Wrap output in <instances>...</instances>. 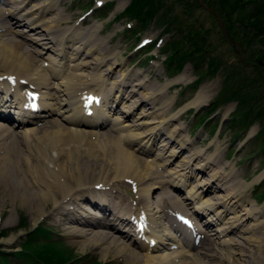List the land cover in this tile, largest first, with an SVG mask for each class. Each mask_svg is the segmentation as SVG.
Returning a JSON list of instances; mask_svg holds the SVG:
<instances>
[{
	"label": "bare ground",
	"instance_id": "obj_1",
	"mask_svg": "<svg viewBox=\"0 0 264 264\" xmlns=\"http://www.w3.org/2000/svg\"><path fill=\"white\" fill-rule=\"evenodd\" d=\"M31 1L32 0H0V5L7 7L4 8L2 12L0 11V32H2L0 35L4 36V38L0 37V70H4V73H0V113L2 114L1 117L3 116V118L8 119L7 121L0 120V128L5 130L6 133L12 134L11 132H15V130L6 127H8L7 123L14 121L15 123L13 126L17 123V125H21V127L25 128L22 132L23 136L33 135L34 138L43 137L51 143H47L51 147L56 143L58 144V140L61 145L69 144L72 148L75 150L78 149V151L82 153L86 151L84 154L90 157V154L93 153V150L96 148V142L93 143L94 141L91 138L99 137L97 128L101 127L104 121L110 118V124L108 123L109 127L107 130L118 133L117 137H115L118 141V145H113V140L110 142V145L101 146L102 151L106 152L109 150L113 158L111 161L113 164L112 168L114 169L112 170V176H110L111 179H113L109 182L113 185V180L114 182L118 181L122 184L123 188H125V191L131 194V191H133L134 194L130 196V199H132L130 200L131 202L137 197L141 198V204L137 207L136 213V208L134 209L132 204L125 205L124 207L121 203L123 200H121L119 203L112 206V215L117 217L122 216L121 218L124 220L130 218L132 220L135 219L137 223L141 222V226L143 227L142 230H138L137 233H135L137 237L140 236L141 241L138 242L135 241V237L132 238L134 236L132 232L134 231L132 228L128 227L127 224L125 228L122 226L123 231L120 230L119 233L117 231L118 236H112V238L105 230L100 229L96 231V228H92L91 225L96 227L94 224L95 222L86 219L88 223L85 224L86 222L82 220L84 217L81 216L82 210L90 211L91 214L98 215L97 217L100 219L98 225H100V227L106 224L110 225L112 222L111 220H115L113 217L110 218L107 216L106 219L110 222L106 223V221H102L104 220L102 213L95 210L87 203V200L92 201L93 205L100 207L101 204H107L105 199L108 195L104 194L105 192L103 191L96 190H91L90 193H87L85 187L83 188L82 186L83 181L79 176L77 179H74L77 180L76 183L74 181V187L71 186L69 178V182L67 183L59 179L61 175L56 173L59 171L55 168L60 161L59 155L54 156L48 153V151H45L50 157H45L46 161L43 159L41 163L48 172L47 175L50 176V178H47V181H53V186L50 185V188L46 191L45 189H39L38 193L34 192V194H39L40 197L43 195V198H49L52 202L54 211H50L47 216L54 215L56 217L54 220H56L59 226H64V230H71V224H78L81 227L83 225V227H85L83 231L81 229H73V231L68 232L71 233V238L73 236L84 239L74 240L76 243H80L81 247H98L99 244H103L105 241L107 242V246L102 248L103 252L112 254L114 257L122 256L124 261L128 262V264H213L212 260L214 259H216V264H259L264 253V242L261 240L264 239V230L262 231V238H258L254 234H252L254 238H246L242 236L245 233L238 235L237 231L240 227V230L246 231L247 233L249 231L248 229L251 231L262 226V222H258L254 215L261 212L260 208L264 207V204L256 205L257 203H254V200H248L247 198L250 195L253 184L261 180L264 176V172L253 180L250 179L246 181L240 179L237 184L230 185L226 183L224 176L226 173L222 171V167L216 172H212V174L208 175L205 171L201 172L203 168L202 165L196 164L194 172L199 170V175L196 178L192 170L186 171L187 174L184 175L185 172L182 171L183 169L179 171L168 170L166 173L162 172L160 169L155 170L157 166L149 162H147V167L145 168L144 166L143 168L139 166V160L135 153L149 155V150L152 149L151 146L153 145L152 138L154 139L157 135L161 137L160 144L165 145V139L171 138L172 134H169V136L167 135L168 133L164 130V124H167L168 120L174 119L170 118L167 120L165 118H160L139 121L140 117L152 115L154 118L157 117L158 114L164 113V110L160 111V113H154V111H156V102L152 99V95L156 93V91H150L151 93L139 92V88L146 82V75L144 74L141 79H130L126 82L125 75L121 74L120 79L117 81L120 85H118V90L115 92L116 95H113L114 98L101 97L102 86L112 75L116 74L114 71L115 66L113 65L118 62H110L115 56L113 51H106L104 53L101 51L102 42H98L92 46L89 44L90 47L85 45L90 37L94 36V34L96 35L101 24L90 26L89 29H87L90 32H88L85 39H82L84 42L81 41L76 43L74 41L80 34L79 31L73 32V35H70L71 39L67 41V38L64 39V35L71 27L63 28L62 32H58L60 23H62L61 21L63 19L65 20L67 17H60L55 14L54 18L50 20L48 18H41L44 13L51 10L55 1L38 0V2H36L37 4L33 6V10L28 6ZM127 1L128 0H118L115 7L116 9H114L115 12L124 9ZM99 2H101V0H98V3ZM19 26L25 27L23 30H20L18 29ZM26 28L29 29L27 31H29L30 34L26 31ZM15 36H20V40L16 39ZM68 42L73 43V48L70 50V53H67L65 50L69 48V46L65 45L68 44ZM75 43L77 45H74ZM46 51L49 52V55L43 57L42 54L44 55ZM50 53L56 54L55 57ZM91 53H95L93 57V59H95L94 61L86 58ZM37 55L42 56V65L37 63V61H39L38 58V60H35L32 57ZM37 64L46 71L45 74L40 72ZM91 65H93L92 67L96 69V71L98 69V79L100 78L103 83L98 93L94 92L92 88L88 89V86L94 85L95 81L87 77L88 75L84 72H81L83 67L91 68ZM104 66H106V68L102 70ZM139 73L140 72L137 74ZM10 77L13 78L11 83L8 82ZM181 77H183V74L176 76L174 78V80H176L175 82L181 80ZM53 79H59V81H53ZM30 88H34L33 90L39 94L37 101L40 111L36 112L37 114L22 111L29 109L28 105L31 103V100L28 101L29 98L26 96V93L28 90H32ZM162 90V88L159 89V91ZM90 96L97 97L91 104L88 102ZM153 96H155V94ZM208 96L207 86H201L194 98L186 102L187 104L185 103L181 110L190 105L198 106L207 100ZM133 97L139 98L136 102L142 104V115L139 117L133 116L134 109H127L129 108L127 104L121 108L126 99L130 101ZM148 98L151 102H147ZM87 102L90 105L88 108L92 111L90 116L84 114L86 110L85 104ZM14 103L17 104L14 109H16L15 113L18 119L10 115L12 114L10 108ZM119 103L121 105H119ZM137 104L138 103L135 104V107H137ZM122 113L125 114L124 116L128 121H124L121 118L120 114ZM51 114L60 117L59 120L61 123H64L66 128L64 131H61L62 128L55 125V121H46V117ZM115 114L116 116H114ZM174 115L175 117L177 116V114ZM130 116L134 117V119L131 120L129 118ZM111 117H113L112 121ZM41 122H47L49 124H47V127L51 129L45 131L47 128L42 129L43 126L41 124V126L33 125ZM151 123L157 124L149 128L148 132H145L143 128ZM178 126L179 125H176L175 127L179 128L180 126ZM253 131V129L250 130L249 135H251ZM107 135L108 134H102L101 136L107 137ZM89 136L91 138H89ZM188 140L189 137L186 136V141ZM179 152L181 151H178L177 147H175L170 150L169 156H173ZM11 153H13L12 150L9 152L6 159L0 156V164L3 165V162L7 163L8 161L11 165L15 166L22 162L20 159L18 161V158L15 160V156ZM16 161H18V163ZM29 161L26 163L29 164ZM49 162L51 163L50 166L48 165ZM31 164H29V166ZM150 166H152V169H149ZM158 166L160 165L158 164ZM26 168L30 169L27 165ZM99 168L101 170L96 174L94 173L95 176H103V178L110 179L107 171H104L105 168L102 166ZM85 171H87V169ZM17 172L21 173L18 169ZM68 172L69 171H65L63 177H67L69 175ZM200 172L202 174H200ZM220 172L224 173L220 181L224 180L222 183L225 184V186L221 187L217 183V185L212 186V181L215 178L221 177ZM194 177L196 179L193 181ZM188 178H190V182H187ZM121 180H124L128 185L121 182ZM113 187L114 186H112V188ZM169 187L174 191H178V193L180 192V194L185 191L184 196L180 198ZM213 187L214 190L212 193L215 195L203 197V193H209L212 191ZM156 188H159V191H157ZM184 188L186 189L184 190ZM222 189L226 190L225 194H222L220 191ZM71 195H73L72 200H66L67 197ZM99 197L104 198L99 200ZM43 198H41V202L40 198L35 202V199H33L31 195L28 199H22V202L25 201L26 203H30L32 210L34 208L37 214H45V199ZM81 202L83 204L79 205ZM62 203L66 204L62 205ZM68 204L69 206H66ZM184 204L189 206L188 208L192 210L193 215L191 216L195 221L202 225L200 234L199 231L196 233L197 238H199V247L193 248L194 246L192 245L191 239L187 238L186 234L178 232V229L172 223L175 213L183 211L188 212L185 210L186 206H184ZM153 206L159 209H154ZM108 209V206L104 207V210ZM128 209L129 211H127ZM200 211L205 214L207 212L209 213V218L203 219L204 222L202 224L199 223L202 219L199 221L196 220L198 218L197 212L199 213ZM126 212L128 213L126 214L128 217L122 215ZM194 214L196 215L194 216ZM104 215H106V213H104ZM185 217L188 216L185 215ZM250 217H252L253 220ZM248 218L250 222L247 223L248 226L245 224V227L242 223ZM216 220H220V224H217ZM211 221L215 223L209 224L208 222ZM214 226L216 227L214 230L212 229L213 231L207 232L210 227ZM74 232L77 234L74 235ZM229 232H233L234 236L240 239L234 238L233 236L230 237ZM242 241L246 243L244 244ZM141 252L143 256L140 254ZM247 252H249V254H247Z\"/></svg>",
	"mask_w": 264,
	"mask_h": 264
},
{
	"label": "rangeland",
	"instance_id": "obj_2",
	"mask_svg": "<svg viewBox=\"0 0 264 264\" xmlns=\"http://www.w3.org/2000/svg\"><path fill=\"white\" fill-rule=\"evenodd\" d=\"M53 1L55 2L51 7L52 11L48 10L47 13H44L41 18H48L50 20L54 18L55 14L59 15L60 17H67L65 18V20L63 19L61 21L62 23H60V26L58 28V32H62L63 28L71 27L64 35V39L67 38V41L71 39L70 35L72 36L73 32L79 31L80 34L74 41L76 43L81 42L82 39L86 38L88 32H90L87 30L90 26L101 24L96 35L94 34V36L90 37L88 42L85 41V45L90 47V45L92 46L94 44H97L98 42H102L100 48L101 51H103V53L106 51H113L115 55L110 60V62L118 61L113 65L115 66L114 71L116 72V74L112 75L109 80H107V82H105V84L102 86L101 97L104 96L105 98H114L113 95H116L115 92L116 90H118V85H120V83L117 81L118 79H120L121 74L125 75L126 82H128L130 79H141L145 74L146 82L144 83V85H142L141 88H139V92L142 91L148 93L150 91H156V93H154L155 96H153L154 94L152 95V99L154 100V102H156V111H154V113H160V111L163 110L164 113L158 114L157 117L154 118L152 117V115L140 117L139 121H148L151 119L154 120L160 118H165L168 120L170 118H174L170 121L168 120L167 124H164V130L168 133L167 135L169 136V134H172L171 138L165 139V145L160 144L161 137L160 135H157L154 139L152 138L153 145L151 146L152 149L149 150V155H142L137 152L135 153L137 159L139 160V166H142V168L144 166L145 168L147 167V162H149L157 166L155 167V170L160 169L162 170V172L166 173L168 170L179 171L180 169H183L182 171L185 172L184 175L187 174L186 171L192 170L193 174L195 173L194 175L196 178L199 175V170L197 172H194L196 164L202 165L203 168L201 169V172L205 171L208 175L212 174V172H216L220 167H222V171L226 173L224 175L226 183L230 185L237 184L240 179L246 181H249L250 179L253 180L256 177H259V175L264 172V155L261 152L262 150H260L261 139H258L257 135L254 136L255 134H253L252 136L249 135V131L251 130V128H254L253 130H255V133L258 131V129L260 128L259 121L254 122L250 127L238 129L239 125L237 120H233L234 116L244 120L243 116L239 114L240 112H244L247 109H252L251 111L254 113L257 108H262L264 106V85L261 83L260 78H258L259 73L255 71L254 67L252 68L251 64H249L248 66H243L242 63H240V60L246 63L245 55L241 52L244 51L246 53L244 46L239 47L240 45L237 41L233 43L235 45L233 46L231 42L233 40L230 38V36L226 38L227 40H223L221 38L220 32L225 24H223L220 15L216 11L215 12L218 14V16H216L213 11L209 10L208 7L202 6L204 4L200 0H193L194 6H192L190 10L185 9L184 7H182V5L172 0H164L167 5L172 6L171 13L179 16V18L181 19L183 26L182 29H184V31L187 30L193 32L194 28H209L207 31H205L207 33V42L210 46L208 53V56L210 58H208V60L213 58L220 68L217 69L214 75L204 74L202 77L203 79L200 80V82L195 85V87H192V80L194 81L199 76V73L194 70L195 68H193L192 62L186 63L184 67L179 71H176L174 69H165L166 62L164 58L167 54L163 52L165 49L164 45L169 43V41L171 40H177L180 38L178 37L179 33L177 31L173 29L170 32L163 31V29L165 28L164 24L160 25L154 20L151 21L145 27V29L138 28L135 20L127 18L126 16L119 17L118 14L122 10H124L125 7L124 9L115 12L114 9H116L115 7L118 0H101V4L98 3V0ZM129 1L130 0L127 1V4L129 3ZM185 1H189L192 3V0H183V2ZM36 2H38V0H32L31 2H29L28 6L31 10L34 9L33 6L37 4ZM0 6L1 12L4 10V8H7L6 6L3 7V5ZM184 18H186V20ZM24 27L25 26H19L18 29L23 30ZM27 30L29 29L26 28V31ZM27 32L30 34L29 31ZM1 33L2 32H0V34ZM0 37L4 38L3 35H0ZM15 38L20 40L21 37L15 36ZM152 41H155V43L152 47H150L151 44L149 43ZM76 43L74 45H77ZM72 44L73 43L71 42L65 44L69 46V48L65 49L67 53H70V50L73 48ZM185 46L189 47L187 43H185ZM262 46L263 44L255 42L252 47L262 48ZM95 53H91L86 58L94 61L95 59H93V57L95 56ZM50 54L54 55V57L56 55L53 53ZM47 55H49L48 51H46L44 55L42 54L43 57H46ZM42 56L37 55L35 57H32L35 60L39 59L37 63H39V65H42ZM207 64V62L202 63L200 67L201 70L202 68L203 70L207 69ZM92 66L93 65H91V68L83 67L81 72H84L86 75H88L87 77L95 81L94 85L88 86V89L92 88L94 89V92L98 93L103 83L100 78L98 79V69L96 71V69H94ZM38 68L40 69V72L42 74L46 73V71L42 67L39 66ZM105 68L106 66H104L102 70H104ZM138 72L140 73L137 74ZM0 73H4V70H0ZM182 74L183 77H181V80L175 82L176 80H174V78ZM53 81H59V79H53ZM201 86H207L209 94L207 100H205L198 106L190 105L181 110L186 102H189L192 98H194L197 91L200 90ZM223 87L232 89L236 92V101H242V104L239 106L240 110L236 111L235 113L233 112L235 110L236 104L234 100L228 101L226 103L221 102L217 106V110H215L210 117H207L205 121L203 120L204 122L200 121L204 114L207 113V109H209L213 105L214 100H216V96L220 94L219 92L223 89ZM160 88H162L163 90L159 91ZM138 100L139 98L134 97L133 99H130V101L129 99H126L121 108H123V106L127 104V106L129 107H126L127 109H134L133 116L139 117L142 115L141 110L143 108L140 102H136ZM147 102H151L149 98L147 99ZM136 103H138L137 107H135ZM119 105L121 104L119 103ZM174 114H177V116L175 117ZM124 115L125 114L123 113L120 114L121 118L124 121H128V119H126ZM114 116H116V114ZM113 117H111V121ZM261 117L264 118V116ZM59 118V116L51 114L50 116L46 117V121H55V125L59 128H62L61 131H64V129L66 128L64 126V123H61ZM129 118L131 120L134 119V117L131 116ZM215 121L216 125L219 124V126L217 125V128L214 127ZM47 122H41L33 125H42V129L47 128L45 130L47 131L48 129H51L47 127L49 125ZM14 123V121H12L11 123L9 122L7 123L8 127H6L8 129L15 130V132H11L12 134L6 133L5 130H2L0 128V156L6 159L7 155L12 150L13 153L11 154L15 156V160L18 158V161L19 159L22 161L20 163L16 161L18 164H16L15 166L11 165L8 161L7 163L3 162V165L0 164V230H3V234L0 235V253L2 251H6V253H8L9 259L7 260L6 264H34L31 261H25L24 257L17 256L15 251L19 250L20 247H22L21 243L27 236L28 231L34 228V226L38 225V223L43 224V226L47 228V232L49 234L48 237H44L41 235L38 236L36 239L38 242H45L48 240L60 241L62 244H64L62 245V249L66 253V261L63 264H128V262L124 261V258L122 256L114 257L112 254L104 253L102 248L107 246V242L105 241L103 244H99L98 247H81V244L76 243L74 240L84 239L81 237L77 238L73 236L71 238V233L68 232L73 231V229H81L83 231L85 227H83V225L81 227L78 224H71V230H64V226H59L58 223H56V220H54L56 219V217L54 215L49 217L47 216L50 211H54L50 199L43 198V195L42 197H40L39 194H34V192L38 193L39 189H45L46 191L48 188H50L49 186L53 184V181H47V178H50V176L47 175L48 172L44 168V165L41 163L43 159L44 161H46L45 157H50L47 153H45V151H48V153H50L51 155H59L60 161L55 167L59 171L56 173L58 175H61L59 179L65 181V183L69 182L70 180L71 186L74 187V181L75 183L77 181L74 179H77L79 176L83 181L82 186L83 188L85 187L87 193H90L91 190H96L103 191L105 192L104 194H109L110 196L113 195L114 203H119L121 200H123L121 203L124 207L125 205L127 206L128 204H132L134 209L136 208V213L137 207L141 204V198L137 197L136 199H134V201L131 202L130 200L132 199H130L129 193L125 191V188H123L120 182H114L113 180V185H111L110 183L113 179H111L110 177L112 176V170L114 169L112 168L113 164L111 161L113 160V158L111 157L112 155L109 150L103 152L101 147L102 145H110V142L113 140V145H118V141L115 139L118 133L107 130L110 124V118L107 121H104V124L101 127L97 128L99 137L96 138L92 136L93 138H91L89 136V138L94 141L93 143L96 142V148L93 150V153L90 154V157L84 154L86 151L82 153L78 151V149L75 150L74 148H72V146L69 144L61 145L60 141L58 140V144L56 143L55 145H53V147H51L47 144L51 143L43 137L34 138L33 135L23 136L22 132L25 128L21 127V125L13 126ZM155 124L157 123L146 125L143 130L145 132H148L149 128L153 127ZM176 125H179L180 127L178 126L179 128H177L175 127ZM235 133L237 134L236 137ZM102 134L108 135L107 137H104L101 136ZM247 135L250 137H247ZM186 136L189 137L188 141H186ZM175 147H177V150L181 152L176 153L173 156H169L170 150ZM27 161H29V164H32L29 166V164L26 163ZM50 164L51 163L49 162L48 165L50 166ZM158 164L160 166H158ZM26 165L30 167V169L26 168ZM100 166L105 168L104 171H107L110 179L103 178V176H95V174L101 170L99 168ZM151 167L152 166H150L149 169H152ZM17 169L21 171V173H18ZM86 169L87 171H85ZM65 171H69V175L67 177H63L65 175L63 174ZM201 172L200 174H202ZM224 173L220 172L221 177L217 179L215 178L212 181V186H215L217 184H219V186L221 187L225 186V184L222 183L224 180L220 181V178H222ZM195 177L193 178V181L196 179ZM262 179L261 181L259 180L260 183L256 189L253 188L250 190V195L247 198L248 200H254V203H257L256 205L264 204V196H261V193L262 195L264 193V180ZM188 181L190 182V178H188L187 182ZM121 182L126 183L124 182V180H121ZM112 186L114 187L112 188ZM156 189L157 191H159V188ZM185 189L186 188H184V190ZM213 190L214 187L209 193H203V197H206L208 195H215L214 193H212ZM172 191L180 198H182V196H184L185 194V191H183L181 194L180 192L178 193V191ZM220 191L222 192V194L226 193L225 189H222ZM31 195L33 199L38 196L36 197L35 202H37L39 198L40 202L42 200L41 198L45 199V214H40L39 212V214H37V211L34 210V208L32 210L30 203H26L25 201L22 202V199H28ZM73 195L67 197L66 200L71 201ZM65 204L66 203H62V205ZM82 204V202L79 203V205ZM66 206H69V204ZM184 206H186L185 210H187L188 212H178L177 215H187L188 217H192V210L189 209V206H187L186 204H184ZM260 210L261 212L257 213V215L254 216L258 222H262V226H259L251 231L250 229H248L249 231L247 233L246 231L240 230L241 228L239 227L237 231L238 235H240L241 233H245L242 236L246 238H254L252 234L257 236L258 238L263 237L262 231L264 230V207H261ZM127 211H129V209ZM81 212V216L84 217L82 218L84 222H86V219L91 222H95L94 224L96 227H94L93 225H91V227L96 228V231L100 229L105 230V232H108V234L111 235V238L112 236H118L117 231L110 227V225L106 224L100 227V225H98L100 219L96 215H93V213L91 214L86 210H82ZM195 215L196 214H194V216ZM113 216L114 215H111L109 217L112 218ZM250 218L253 220L252 217ZM193 220L195 219L193 218ZM196 220L199 221L198 218ZM21 221L23 223H20ZM102 221H106V223L110 222L108 219ZM111 221L113 222V220ZM248 222H250L249 218L245 219L242 225L246 227ZM87 223L88 222H86L85 224ZM199 223L202 224L203 221H199ZM200 228L198 229L201 230ZM213 228L215 227H210L207 232L213 231ZM74 233V235L77 234L76 232ZM229 236L240 239L238 237H235L233 232H229ZM261 240L264 242V239ZM243 243L245 244L246 242ZM140 254L143 256L142 252ZM247 254H249V252H247ZM212 263L216 264V259L212 260ZM261 263L264 264V253L263 258H261L259 264Z\"/></svg>",
	"mask_w": 264,
	"mask_h": 264
},
{
	"label": "trees",
	"instance_id": "obj_3",
	"mask_svg": "<svg viewBox=\"0 0 264 264\" xmlns=\"http://www.w3.org/2000/svg\"><path fill=\"white\" fill-rule=\"evenodd\" d=\"M182 5L185 9H191L193 5L189 1L183 2V0H172ZM205 6L214 8L220 15V18L225 24V28L230 35V38L238 44L244 46V51H241L245 55L246 63L240 60L243 66L249 64L254 67L255 71L259 73L261 83L264 85V0H200ZM170 5H167L164 0H131L121 15L130 19L137 20L138 27L140 29L145 28L151 21H156L158 24H164L163 31L170 32L172 29L179 33L180 37L177 40H171L164 45V51L167 55L165 57L166 69H174L179 71L183 66L188 63H193L194 70L199 73L198 80L193 83V86L197 85L202 80L203 75H214L219 65L215 60L209 59V43L206 38L209 28L195 29L193 32L184 31L182 29V21L179 16L171 13ZM190 13V12H187ZM186 20V18H184ZM237 19V20H236ZM192 27V26H191ZM221 38L227 40L223 35L222 30L220 32ZM153 41L150 47L153 46ZM255 42L263 44L262 48H253ZM185 43L189 47L185 46ZM230 43V42H229ZM233 46H235L232 43ZM251 46V47H250ZM250 47V48H249ZM258 49V50H255ZM207 62L205 70H201V64ZM245 63V65H244ZM254 63V65H253ZM220 94L214 100L213 105L207 109V113L200 119L204 122L205 119L212 114L216 107L221 102H227L235 100L236 92L232 89L223 87L219 92ZM253 98V97H252ZM242 101H237L236 111L240 110L239 106ZM256 106V103H255ZM258 106V105H257ZM252 110V109H251ZM250 109L239 114L243 116V119H239L234 116L233 120H237L238 129L248 127L254 120L259 121L260 130L257 132V137L260 140V150L264 154V116L262 108H257L253 113ZM204 120V121H203ZM264 192V191H263ZM264 196V193H263ZM262 196V197H263ZM20 223H23L22 221ZM3 234V230H0V235ZM48 237L47 228L38 225L31 229L27 236L21 243L20 250L15 251L17 256L24 257V260L31 261L34 264H63L66 261V253L62 249L60 241H45L38 242L36 239L38 236ZM61 243V244H60ZM1 251V250H0ZM71 252V250H70ZM8 253L2 251L0 253V264H6L8 260ZM108 264V263H107Z\"/></svg>",
	"mask_w": 264,
	"mask_h": 264
},
{
	"label": "water",
	"instance_id": "obj_4",
	"mask_svg": "<svg viewBox=\"0 0 264 264\" xmlns=\"http://www.w3.org/2000/svg\"><path fill=\"white\" fill-rule=\"evenodd\" d=\"M220 24H221V22H220ZM222 30H223L224 35H227L225 28H222ZM227 36H229V35H227Z\"/></svg>",
	"mask_w": 264,
	"mask_h": 264
}]
</instances>
